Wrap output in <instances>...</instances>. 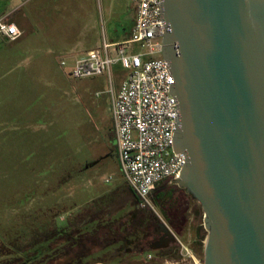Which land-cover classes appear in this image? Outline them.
<instances>
[{
	"label": "rangeland",
	"instance_id": "1",
	"mask_svg": "<svg viewBox=\"0 0 264 264\" xmlns=\"http://www.w3.org/2000/svg\"><path fill=\"white\" fill-rule=\"evenodd\" d=\"M134 7L133 0H0V19L22 32L12 42L0 36V247L20 248L55 221L83 225L80 211L100 197L102 222L126 223L135 200L117 160L110 89L117 92L128 72L114 64L110 78L73 79L69 56L103 37L116 40L111 26ZM173 207L171 217L185 222L176 258L143 253L118 264H203L201 207L191 198Z\"/></svg>",
	"mask_w": 264,
	"mask_h": 264
},
{
	"label": "water",
	"instance_id": "2",
	"mask_svg": "<svg viewBox=\"0 0 264 264\" xmlns=\"http://www.w3.org/2000/svg\"><path fill=\"white\" fill-rule=\"evenodd\" d=\"M179 109L178 188L203 212V264H264V0H163ZM159 245L174 234L164 228Z\"/></svg>",
	"mask_w": 264,
	"mask_h": 264
},
{
	"label": "built area",
	"instance_id": "3",
	"mask_svg": "<svg viewBox=\"0 0 264 264\" xmlns=\"http://www.w3.org/2000/svg\"><path fill=\"white\" fill-rule=\"evenodd\" d=\"M133 2L136 14L130 36L110 42L103 37L98 47L83 54L71 53L69 74L73 79H85L107 73L110 78L114 64L128 72L117 92L110 89L117 160L136 197L137 208L148 210L165 224L155 211L150 193L161 184L177 180L185 164L184 155L175 153L172 147L179 109L171 95L174 80L169 63L161 56L163 0ZM21 35L14 24L0 19L1 37L12 42ZM65 59L60 60L61 67L66 66Z\"/></svg>",
	"mask_w": 264,
	"mask_h": 264
},
{
	"label": "trees",
	"instance_id": "4",
	"mask_svg": "<svg viewBox=\"0 0 264 264\" xmlns=\"http://www.w3.org/2000/svg\"><path fill=\"white\" fill-rule=\"evenodd\" d=\"M127 194L135 202L134 208L126 214V223L102 222L98 216L99 208L107 201L100 197L80 211V218L87 220L83 225L68 219L57 226L55 221L52 229L45 227L41 234H36L20 248L6 250L1 246L0 264H49L55 259H59L60 264H118L123 258L132 259L140 252L154 258L175 259L176 256L171 254L173 248L156 252L147 249L146 240L150 237L153 222L151 217L140 214L142 210L137 208L136 197L130 189ZM164 217L175 234H182L185 222L181 218L165 214Z\"/></svg>",
	"mask_w": 264,
	"mask_h": 264
},
{
	"label": "flooded vegetation",
	"instance_id": "5",
	"mask_svg": "<svg viewBox=\"0 0 264 264\" xmlns=\"http://www.w3.org/2000/svg\"><path fill=\"white\" fill-rule=\"evenodd\" d=\"M132 12L133 14L131 17H125V18L119 19L117 22H115L111 26L110 28L111 32L116 38H122L131 33V30H132V27L135 21V14H136L135 7L133 8ZM150 199L153 203L156 213L157 214L159 213L161 216H163V220L165 224L160 223L157 220V218L154 216V214H152L148 210L141 211L140 214L142 216H144L145 218L151 217V220L153 221L150 237L146 240V246H147V249L149 250L151 247H156L159 245L160 239L164 236V233H163L164 228L170 231L175 236H177L172 230L170 224L165 219L164 214L168 216L175 214L176 210L173 207V204L176 203L177 200H184V207H187L190 197L185 194L183 189L178 188L175 184L165 183V184H161L155 187L151 191ZM175 242L173 244H170L167 248L162 249V250L173 248ZM157 251H161V250H157ZM136 255L140 256L142 255V253L140 252L139 254H136Z\"/></svg>",
	"mask_w": 264,
	"mask_h": 264
},
{
	"label": "crops",
	"instance_id": "6",
	"mask_svg": "<svg viewBox=\"0 0 264 264\" xmlns=\"http://www.w3.org/2000/svg\"><path fill=\"white\" fill-rule=\"evenodd\" d=\"M117 40H121L120 38H117L116 40H114V41H117ZM75 47V46H74ZM77 47V46H76Z\"/></svg>",
	"mask_w": 264,
	"mask_h": 264
},
{
	"label": "bare ground",
	"instance_id": "7",
	"mask_svg": "<svg viewBox=\"0 0 264 264\" xmlns=\"http://www.w3.org/2000/svg\"><path fill=\"white\" fill-rule=\"evenodd\" d=\"M196 264H200V263H196Z\"/></svg>",
	"mask_w": 264,
	"mask_h": 264
}]
</instances>
